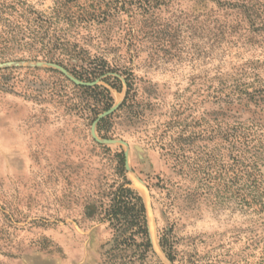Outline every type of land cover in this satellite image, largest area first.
Here are the masks:
<instances>
[{"label": "rangeland", "instance_id": "obj_1", "mask_svg": "<svg viewBox=\"0 0 264 264\" xmlns=\"http://www.w3.org/2000/svg\"><path fill=\"white\" fill-rule=\"evenodd\" d=\"M18 1L52 18L55 32L81 50L82 62L60 66L72 77L111 70L94 81L109 90L114 110L108 138H100L92 129L97 92L77 89L27 53L0 60L14 63L0 68V264H264V213L242 203L240 165L220 178L212 172L208 183L193 162L205 148L227 168L237 155L218 134L259 112L237 101L245 100L243 85H264V38L232 1L147 0L152 10L114 13L104 24L81 19L87 0ZM106 77L119 79L121 90ZM126 78L131 100L119 109ZM180 138L192 144L178 146ZM175 145L182 150H169ZM120 152L145 204L155 253L145 258L133 246L110 249L117 234L103 217L122 182ZM164 234L174 263L159 246Z\"/></svg>", "mask_w": 264, "mask_h": 264}, {"label": "trees", "instance_id": "obj_2", "mask_svg": "<svg viewBox=\"0 0 264 264\" xmlns=\"http://www.w3.org/2000/svg\"><path fill=\"white\" fill-rule=\"evenodd\" d=\"M87 1V7L90 11L83 14L81 19L89 21L94 17H102L103 19L100 23L104 24L108 23L109 19L114 17V13H127L128 10L136 11L142 5H146V9L149 11L153 9L152 2L155 5H166L170 0H152V2L137 0L140 4L138 9L130 8L134 0H131V2L124 0L121 2L117 0ZM231 1L232 3H229L230 8L236 9L241 19L264 38V0ZM100 34H102L101 38L104 39V33L100 32ZM20 53H27L30 59H41L55 63L65 69H67L64 64L65 62L69 64L70 61H74L73 63L77 64L84 60L81 56V50L75 44L69 43L67 39L55 32L52 18H47L35 11L25 9L23 4L18 0H0V60L9 59L10 56ZM101 61L102 64L105 63L102 59ZM76 64L74 66H78ZM83 71V73L79 74L73 71L70 72L77 80L93 82L96 78L111 70L103 66L101 68ZM125 81L127 83V90L119 109H122L131 100V83L128 81V78ZM103 82L118 91L121 90V82L115 77H106L103 79ZM243 86L238 96L243 95L245 100L244 102L238 100L237 104L244 107L253 104L259 112L253 114L254 116L247 119L244 123L230 125L224 132L218 134H222L223 139L228 142L229 151H234L237 156H228V159L233 162L227 168L225 167L223 171L219 163L221 159L217 160L212 150L207 153L205 148H202L203 150L196 153V158L193 162H196L195 164L198 165L197 171L203 174L202 177L206 178L205 180L208 183L216 180L215 175L220 174L217 175L220 178L221 174L232 172L233 165L239 164L241 167L239 177L244 183L243 189L241 190L242 195L240 196L242 203L247 208L252 207L257 213H264V85L257 83L256 85L245 84ZM75 87L87 93L97 92V96H99V111L94 114L93 122L101 112L109 110L113 104L111 94L105 87L99 85H94L93 87ZM111 117L112 115L98 120L96 132L100 138H108L107 134L109 133V129L105 125ZM217 130L219 131V124L216 128H212L210 133L217 132ZM180 139L175 140L178 146L183 145L188 147L192 144V142L188 141V138L181 139V141ZM178 146H172L169 150L175 153L182 150L176 148ZM116 157L117 169L122 182L114 190L109 192L110 199L103 217L117 234L110 249L114 250L120 246H133V252L138 258H145L147 254L154 255L155 253L149 238L144 201L138 192L131 187L130 181L126 178L123 153H117ZM176 157H178L177 154ZM205 162L207 165H205ZM209 170H211L210 173ZM159 246L166 259L170 263H174L175 257L172 253V248L170 245H167L166 234L161 238Z\"/></svg>", "mask_w": 264, "mask_h": 264}, {"label": "water", "instance_id": "obj_3", "mask_svg": "<svg viewBox=\"0 0 264 264\" xmlns=\"http://www.w3.org/2000/svg\"><path fill=\"white\" fill-rule=\"evenodd\" d=\"M11 64H14V63H5V64H1L0 65V68L1 67H7L8 65H11ZM41 64V63H40ZM42 64H45V65H48L49 67H51L52 69H55L57 71H59L61 74H63L67 79H69L71 82H73L75 85H78V86H85V87H90V86H93V85H96V81L94 82H91V83H85V82H81V81H78L77 79H75L74 77H72L65 69H63L62 67L58 66V65H55V64H52V63H42ZM114 110V107H111L109 110L107 111H104L103 113H101L100 115H98L97 119L93 122L92 124V129L94 130L95 127H96V124L98 122V120L104 118V117H107L109 116L110 114H112ZM94 137V140L98 143H103V144H113L115 143L116 141L115 140H111V139H99L97 137ZM123 155H124V159H125V162H124V168L125 170L128 169V164H127V153L126 152H123ZM145 205V204H144ZM168 261V260H167ZM169 262V261H168ZM170 263V262H169Z\"/></svg>", "mask_w": 264, "mask_h": 264}]
</instances>
